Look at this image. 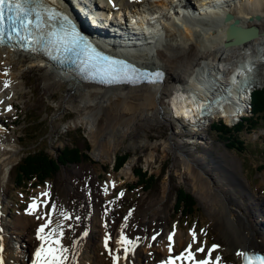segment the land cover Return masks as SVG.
I'll list each match as a JSON object with an SVG mask.
<instances>
[{
  "label": "bare ground",
  "instance_id": "6f19581e",
  "mask_svg": "<svg viewBox=\"0 0 264 264\" xmlns=\"http://www.w3.org/2000/svg\"><path fill=\"white\" fill-rule=\"evenodd\" d=\"M54 1L58 3L60 0ZM110 1L111 3H115L114 9L118 5L125 3L138 6V0ZM146 1L148 4L143 5L144 12H142V16L144 20L149 16H151L152 20L155 19L153 23L150 21L146 22L149 32L144 33V29L142 31L139 30V32H124L118 36V41L120 44H123L122 47L124 49H130L129 51L134 52L128 54L130 60L144 66H157L161 68L165 73L164 81L161 83L135 87L96 86L83 83L74 75L62 71L60 68L56 69V66H53L48 60L43 58L35 60L32 55L24 51L20 52L18 49L12 50L10 47H5L4 49H7L9 55L7 53V57H4L1 53L3 50L0 48V71L3 69V66H7L5 68L7 70L13 69L14 59L12 60V57H17L20 63L26 62V70L40 71L38 87L44 96L55 93L57 89L63 88L64 84H67L64 90L66 93L64 104L66 107H72L79 112L80 116L76 122H79L89 130L93 145L92 155L99 159H110L111 154L115 152L116 147L119 145V142L114 143L113 141L115 139L122 140L129 135L132 138L135 137L137 133L136 128L142 126L140 124L142 118H148L147 115L152 113L160 114L162 110L164 113L172 110L174 111V115L176 113V116L186 118L191 123V119L195 118V116H200L205 110H214L223 104L226 110L235 114L247 102L246 90H250L256 83L255 76L253 77V75L248 74H252V71L247 72L249 70L247 65H256L257 61H260L258 59L259 56H256L255 60L254 56L251 55L244 60L241 58L239 61H242H236L238 63L234 64L233 69L230 70L232 77L231 82H229L231 83V88L239 86L237 91L227 86L229 83L226 78L222 77L220 80L218 74L221 72L219 64L229 57V53L226 52L227 47L230 46L232 41V38H227L229 25L235 23L243 27V23L241 22L242 24H240V21L247 22L251 18H254L253 22L256 25H260L261 23L257 14L261 11L264 13V0H201V2L197 1L191 6H186L184 2L194 0H177L176 2H174L175 0H157L156 2L141 0L139 4ZM61 2L65 10H73L75 14L81 15L78 18L79 25L81 27H89L96 39L101 40L104 37V40H112V37L100 28L89 26L96 19L93 17L95 13L91 10L93 5L90 2L88 3V0H68L69 4L66 5L63 0ZM223 2H226L225 5H222ZM210 4L211 10L207 7ZM133 11L137 13L136 10ZM115 13L117 11L109 13L107 18L109 19L110 16L114 17ZM156 13L158 14L155 16ZM119 18H121L120 14ZM140 22L138 21L139 26ZM163 29L172 30L175 35L179 33V37L174 40L168 35L165 36ZM100 43L98 42L97 45H100ZM185 46H188L194 52L191 53L189 51L190 53L184 55V52H186ZM198 46H203L200 53H196V47ZM179 55H181V60L178 58ZM175 60H179V63L175 64L173 69H169L170 64L176 62ZM245 60L247 61L244 63ZM1 72L0 81H9L10 86L7 89H13L17 82L16 74L11 72L6 75ZM22 72H19L20 78L22 79L21 82L25 84ZM209 75L213 76L215 80H219L220 83L218 84L216 81L211 83V89L206 92L202 87H205L203 83ZM213 78L212 81H214ZM212 81L209 79V82ZM2 84L0 85V92L4 90ZM233 91H236L237 94ZM51 96L54 98L53 94ZM228 100H231L234 104L230 106L228 105L229 103H225ZM9 104H13L16 107L14 103L9 102ZM2 106L3 103H0V109H2ZM238 113L243 114V111ZM226 118L227 122H231L229 113ZM206 131H208V127L205 129ZM146 137H148L147 134ZM4 138L6 136L0 133V140ZM129 145L132 149H139L141 152H144V155L150 160L156 157L155 150L157 144L155 143L146 140L142 145H137L135 141H131ZM173 148L172 143L166 142L163 152L165 153L168 149L172 150ZM179 149H174V155L183 153ZM204 155V158L200 159H193V157L190 158L185 155L182 156L180 161L184 165L185 170L191 173V177L196 183V188L201 189V191L203 190L201 196L204 200L210 202L213 211L214 208H217L216 212H220L221 209L225 212L228 210L230 215L228 219L231 222H235L236 234L240 235L239 240L231 235L230 221L221 218L220 215H216L215 211L216 217L214 222L218 227V231L220 227L224 228V232L220 234L225 237L227 242L224 251L230 252L235 256V263L233 264H241V257H238L236 253L243 249H263L264 251V212L261 210L259 202H256L252 196L244 192L241 187L242 184L237 182V180H235L236 182L231 181L230 177H226L229 183L228 188L224 192H218L217 187V190L214 189L215 187L214 184L211 185L209 174L208 177L205 174L207 170H217L219 165H214V163H221L222 158H214L210 152H205ZM133 161V158L128 161L130 165L128 169H124L127 165L123 168L126 174H130L132 171ZM225 170L227 169L225 168ZM2 174L3 170L0 168V176ZM66 177L68 193H71L70 199L58 210L70 213L73 217L71 221L65 224V236L63 239L66 247L75 245L72 248L76 253V259L73 264H113L109 248L115 254V250L117 249L116 240L119 238L121 229H123L130 239L137 241V246L128 254L127 259L124 258L123 250L121 249L119 264H162L170 255H178L191 242V232L183 235L182 231L178 230L173 236V241L170 242L168 240V232L163 235V229L156 228L152 230L154 227L161 225V223L165 225L169 218L165 211H161L154 206L135 213H133L134 211H130L131 215H129L130 212L126 213L124 217H121L120 221L115 223L113 231H107L110 228H105L95 222V206L91 207L92 194L81 193L75 186V178L70 175H66ZM225 188L226 186L224 185L223 189ZM210 193L215 195L217 201L209 196ZM3 194V189L0 187V196ZM207 196L209 199H207ZM0 205H2L1 201ZM41 211L44 214L45 209L42 208ZM38 212L31 215H35ZM77 216L80 217L79 221L75 219ZM126 216H128L127 221L124 219ZM17 221V225L19 226L25 227L29 224V221L27 222L25 218L20 216L17 217ZM43 222L42 220L41 223ZM225 222L228 226L225 225ZM68 224L72 226L68 227ZM85 232L87 235H84ZM157 233L159 235L156 240H152L151 237ZM106 236L111 237L108 242L109 248L106 249L107 251L104 244ZM33 237L38 241L35 234H33ZM31 239L33 241V238ZM22 240L23 235L20 229H17L14 224L7 222V219L4 217V209L0 206V259L3 260V264H32L35 252L29 257L27 250L22 247V244L26 246L27 244L25 242L22 243ZM200 241V235L197 234V243L199 244ZM13 242H18L20 244L19 248H14ZM98 243H100L105 252V261L99 255ZM170 243L173 247V252L171 253L169 252ZM199 245L205 247L206 250L208 249L206 242ZM221 250L222 248L213 251L212 255L213 259L215 256H220L221 260L219 264H224ZM23 254L26 257L22 259L21 255ZM206 254L207 252L197 253V258H204Z\"/></svg>",
  "mask_w": 264,
  "mask_h": 264
},
{
  "label": "rangeland",
  "instance_id": "374dc122",
  "mask_svg": "<svg viewBox=\"0 0 264 264\" xmlns=\"http://www.w3.org/2000/svg\"><path fill=\"white\" fill-rule=\"evenodd\" d=\"M197 1L201 2V0H194L184 2V4L191 6ZM225 3L223 2L222 5H225ZM207 7L210 10L212 8L211 4ZM262 13L261 11L257 14L261 23L260 25H256L253 22L254 18L248 20V23L240 21V24L243 23V27L245 28H256L259 32L264 31V13ZM164 31V35H168L171 39L175 40V38L179 37V33L175 35L172 30L165 29ZM249 42H246L248 44L243 43L241 45L230 44L227 47L226 52L229 53V57L219 64L221 72L218 74L220 80L222 77L228 80L229 84L227 86H231L232 75L230 74V70L233 69L234 64L247 59L246 57L251 55L254 56V60L259 56L258 59L260 60L259 62L257 61L256 65H247L249 69L247 72L252 71V74H248L253 75V77L255 76L256 79L255 86L253 85L252 88L261 89L264 87V35ZM202 48L203 46L196 47V53H200ZM184 49L186 50L184 55L194 52L188 46H185ZM2 50V56L7 57V53L9 55L7 49L2 48ZM178 58L181 60V55ZM241 58L243 59L239 61ZM12 60L14 63L13 69L7 70L5 69L7 66H3L2 72L0 71L6 75L14 72L17 76V82L13 89L5 88L3 86L4 82L0 81V85L3 83L2 87L4 89L0 92L2 94L0 95V101L2 100L3 105H5V107L3 106L5 112L8 111L9 102L16 104L15 109L11 108V111H8V117L5 119V129L3 128V131H0L1 134L6 136V138L0 140V168L3 170V174L0 176V187L4 192L0 196L2 204L0 206L4 209V217L7 219V222L14 224L17 229H20L23 235L21 242L27 244V246L22 244V247L27 250L29 257L33 250V245L37 243L33 237V233L38 228V224L42 222V219L38 220L36 218L37 215H40V211L35 215L27 212L29 203L33 200V197L45 192V190H50L52 200L48 204V208L52 204H55V202L57 209L60 208L70 199L71 193H68L66 180V175H70L75 178V186L81 193L92 194L91 207L95 206L94 217L98 225L103 226L104 222H107V226L104 227L112 230L115 223L120 221L121 217H124L126 213L130 211H134L133 213H135L154 206L161 211H165L169 218L165 225L161 223V225L154 227L152 230L156 228L163 229L164 235L168 231L175 230L176 227L174 229L172 227L176 225L179 228L177 231H182L184 235L189 234L198 225L195 231H198L200 235L201 241L199 244L204 243L206 239L209 243L221 245L222 258L229 264L235 263V256L230 252L224 251L227 242L225 237L220 235L224 232V228L220 227L218 231V227L214 222L216 215L229 220L228 217L230 215L228 210L225 212L219 207L221 211L216 212L217 208H214L216 215L214 214L210 202L204 200L201 196L203 190L201 191V189L196 188V183L192 179L191 173L185 170L180 159L185 155L186 157H193V159L204 158L205 152H210L214 158L221 157V163H214V165H219V168L217 170H207L205 174L207 177L209 174V179L211 180V185L214 184V189L217 187L218 190H216L218 192H224L229 184L226 177H230L231 181L237 180V182L242 184L241 187L244 192L252 196L256 202H259L261 210L264 212V167L261 170L259 168L260 165H264V121L261 122V126L256 132L250 135H243L244 139L248 140V150L240 153L228 147L223 137L211 132V127L215 122H221L226 125L234 123V120L230 117L232 112L230 113L226 110L223 104L214 110L209 109L210 111L205 110L206 107L204 108L205 111L200 116H197L196 120L197 124L201 123L202 125V128L199 130L193 128V124H195L193 120L189 123L188 119L176 116V113L174 115V111L172 110L165 113L162 110L160 114L152 113L147 115L148 118L143 117L140 121L142 126L136 128L139 134L136 133L135 137L132 138L129 135L122 140L115 139L113 142H119V145L116 147L115 152L111 154L110 159H99L92 155L93 145L89 130L79 122H76L80 116L79 112L72 107H66L64 104V96L66 95L64 90L67 84L65 83L63 88L57 89L55 93H51L54 98L50 94L44 96L38 87L40 71L26 70L27 63L18 62L17 57H12ZM179 60H175L176 62L170 64L169 69H173V66L179 63ZM21 71H23L22 75L25 84L21 82L22 79L19 73ZM208 78L212 81L213 76L209 75ZM208 78L204 80L203 86L205 87H202L206 92L211 89V83L215 81L218 84L220 83L219 80L217 81L214 78V81L209 82ZM225 103H229L228 105L230 106L234 104L231 100ZM218 109L221 112L223 110L227 115L229 113L231 122H227V115L224 113L221 115ZM204 126L208 127V133L205 132L206 127ZM194 130L196 134L195 136H191ZM146 134L148 137H146ZM146 140L157 144L155 150L156 157L152 160L148 159L141 150L132 149L129 145L131 141H135L137 145H142ZM166 142L172 143L174 148L172 150L168 149L164 153L163 150L165 149ZM67 146H72V148L77 147L85 158L83 157L79 163L60 166L53 177L44 185H31L30 187H17L13 185L20 160L26 158L29 152L36 154L38 149L46 148L51 158H57ZM174 149H179L183 153L174 155ZM124 155H126V159L121 165L120 170L113 171ZM132 158L134 159L132 171L130 174H126L124 169H128L130 166L128 161ZM138 168H141L142 172L154 176L156 182L152 188L148 190L141 188L129 190L128 186L136 183L137 178L134 171H137ZM111 180L116 181L115 190L113 192L105 191L106 186L110 190L113 189V186H110ZM224 185L226 186L225 189H223ZM180 190L192 195L197 201L198 209L194 216L185 218L176 214L175 205ZM121 192L124 193L123 196L119 195ZM219 194L221 195V193ZM209 196L217 201L213 193H210ZM207 199H209L208 196ZM108 211L111 216L106 214ZM18 216L25 218L27 222L29 221V224L25 227L17 225ZM197 221L198 224H196ZM225 225L228 226L226 222ZM229 226L232 230V237L239 240L240 235L236 234L235 222L230 221ZM31 238H33V241ZM13 245L18 247L20 244L13 242ZM98 252L101 259L103 258L105 261L106 255L100 243H98ZM22 257H24V254L21 255Z\"/></svg>",
  "mask_w": 264,
  "mask_h": 264
},
{
  "label": "snow or ice",
  "instance_id": "6c2138e0",
  "mask_svg": "<svg viewBox=\"0 0 264 264\" xmlns=\"http://www.w3.org/2000/svg\"><path fill=\"white\" fill-rule=\"evenodd\" d=\"M10 41H16L21 47L35 49L43 46L52 52L76 54L81 58L84 67L93 71L94 75H99L109 83L131 81L136 82L141 76L147 77L148 73H142L134 65L125 60L108 56L97 48L84 37L73 24L72 20L63 12L58 11L55 6L48 3V0H0V45ZM161 73H155L159 79ZM10 86L9 81H4V87ZM3 103V101H0ZM8 111H11V105H8ZM113 182V187H114ZM107 191V188H105ZM49 194L40 193L39 197H33L29 204L27 212L34 214L42 208L46 209L43 216L37 215L38 220L44 222L37 229V239L41 242L36 248L32 264H73L76 259V253L72 247H66L63 243L65 236V224L73 219L70 213L59 211L55 204L48 209L47 200L44 199ZM123 196L124 193L119 194ZM131 215V212L129 213ZM77 221L80 217H75ZM125 221L128 220L126 216ZM68 224V227H71ZM127 226V225H125ZM84 235H87L85 232ZM159 233L151 237L156 240ZM175 233L169 234L168 240L173 241ZM110 236L104 240L105 247L108 248ZM117 249L115 254L109 248V254L112 256L113 264L120 262V250H123L124 258L135 249L137 241L130 239L121 229L119 238L116 240ZM195 245V247H194ZM218 245H213L211 249L200 246L197 243V233L191 231V242L178 255H170L162 264H219L221 257L215 256L213 251ZM173 251L172 244H169V252ZM207 252L204 258L198 259L197 253ZM238 257L243 258V264H264V255L249 254L246 251L236 253ZM0 264L3 260L0 259Z\"/></svg>",
  "mask_w": 264,
  "mask_h": 264
},
{
  "label": "trees",
  "instance_id": "16d2710c",
  "mask_svg": "<svg viewBox=\"0 0 264 264\" xmlns=\"http://www.w3.org/2000/svg\"><path fill=\"white\" fill-rule=\"evenodd\" d=\"M251 106V114L241 118L234 126L230 127L221 122H215L211 127V132L223 137L228 147L240 153L248 150V140L246 141L243 135H250L256 132L260 128L261 122L264 121V87L252 91ZM83 157L82 152L77 147L72 148V146L65 147L57 158H51L46 148L38 149L36 154L29 152L26 158L20 160L19 169L17 170L13 185L17 187L44 185L48 179L53 177L61 165L65 166L72 163H79ZM125 159L126 155L114 167L116 171L120 170ZM263 167L264 165H260V170ZM134 172L137 180L135 184L129 185L130 191L138 188L148 190L155 185L156 180L154 176L142 172L141 168H138ZM197 209V201L194 197L180 190L175 205L176 214L180 215V217L189 218L195 215Z\"/></svg>",
  "mask_w": 264,
  "mask_h": 264
},
{
  "label": "water",
  "instance_id": "95a60500",
  "mask_svg": "<svg viewBox=\"0 0 264 264\" xmlns=\"http://www.w3.org/2000/svg\"><path fill=\"white\" fill-rule=\"evenodd\" d=\"M261 34H264V32H259V30L256 28H245L235 23L230 24L227 29V38H232L231 44L233 45L243 44L258 37Z\"/></svg>",
  "mask_w": 264,
  "mask_h": 264
}]
</instances>
